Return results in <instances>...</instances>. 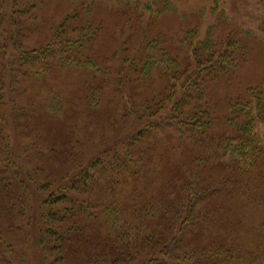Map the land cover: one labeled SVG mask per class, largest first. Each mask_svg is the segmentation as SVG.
<instances>
[{"label":"rangeland","instance_id":"rangeland-1","mask_svg":"<svg viewBox=\"0 0 264 264\" xmlns=\"http://www.w3.org/2000/svg\"><path fill=\"white\" fill-rule=\"evenodd\" d=\"M39 2L0 0L4 7L2 14L10 23L0 27V64L4 63L8 69L0 70L1 73L8 72L9 76V64L15 52L39 50L54 39L71 50L80 42V37L86 39L93 33L96 37L88 44L91 53L103 64L108 50L117 48L113 52L118 53L116 60L105 66H122L126 81L118 87L116 95L120 102L117 107L110 105L109 118L92 117L88 113L89 107L81 101H78V111L60 116L63 105L59 103L65 104L66 98L76 96L78 77L88 74L78 71L54 70L39 87H15L16 91L20 90V98L13 96L14 104L0 106V264H50L52 254L49 251L56 245V238L48 237L45 231L55 230L58 226L52 216L65 213L69 207L67 202L51 203L63 195L85 202L86 196L72 193L71 189L78 188V174L106 150L133 143L132 135L143 127L151 135L142 150L155 153L160 163L182 165L188 161L185 146L178 147L176 143L181 141L177 135L161 128V124H169L168 119L177 114L178 106L185 101L198 105L201 114L198 113L196 124L212 121L213 126L224 131L225 138L229 139L239 137L238 129L229 123L235 115L234 103L240 96L247 97L251 88H260L264 92V0ZM24 3L30 8L36 5L37 9L27 11ZM76 9L82 11L80 15L86 17L84 25L88 24L90 30L64 39V32H57V26ZM231 41L228 48L227 43ZM242 52L244 60L240 58ZM223 56H231V59L225 57L229 61L224 60ZM164 57H168L171 65L163 62ZM145 60L148 70H152V77L147 82L140 80ZM211 65L213 72L204 74ZM97 70L95 68L92 74ZM146 84L154 94L156 91L160 94L159 98H155L156 95L148 97ZM23 91L28 94L21 95ZM196 91L201 93L198 95ZM161 100L167 103L163 107ZM157 103L161 108L155 107ZM55 106L56 110H53ZM34 108L41 110V117L33 112ZM185 125L193 127L195 123L189 121ZM222 141L224 139L220 141L221 147L215 146L211 151L212 164L220 165L219 162L224 161L228 166L238 167L241 163L245 167L248 157L237 150L239 145L236 147L237 143L232 142L227 146ZM135 154H140V146ZM186 168L188 177L185 181L204 184L206 176L202 169ZM128 170L132 171L129 167ZM136 181L119 189L124 201H140V194L130 190L136 183L140 189V178ZM115 189L113 193L117 195L119 191ZM193 191L187 190L189 195L185 194L189 202L195 197ZM242 200L238 208L243 210L245 226L250 230L258 228L264 218L259 210V199L251 202L249 195L248 205ZM96 201L95 198L92 203ZM109 202L113 204V199ZM91 212L97 215L100 230L108 234L112 230L114 239L111 242L102 240L99 260L93 256L85 260L99 264L114 260L110 248L118 245L123 251L116 259L126 262L131 256L132 261L139 263L140 226H123L122 216L102 226L106 213L95 209ZM122 232L124 240H115ZM246 240L250 243L248 238Z\"/></svg>","mask_w":264,"mask_h":264},{"label":"trees","instance_id":"trees-1","mask_svg":"<svg viewBox=\"0 0 264 264\" xmlns=\"http://www.w3.org/2000/svg\"><path fill=\"white\" fill-rule=\"evenodd\" d=\"M33 1L40 4L39 0ZM24 5L27 11L37 9L36 5H32L31 8L29 4ZM165 5H169L168 1ZM3 11L4 7L0 4V27L10 25L9 20L3 16ZM158 11L160 12V9ZM81 12L76 9L73 15H67L57 26V32L60 30L64 32V39L71 34L80 32L79 34L83 35L90 30L88 24L84 25L86 17L80 15ZM22 34L24 37L25 31ZM19 36L20 34L17 37ZM95 37L96 34L93 33L88 34L86 39L84 36L80 37V42L76 44L77 49L76 46L71 50L65 49L60 40L54 39V42L39 50L15 52V57L9 64L11 68L9 76L8 72H0V106L4 108L8 103L14 104L13 96L20 98V90L16 91L15 87L20 85L39 87L44 78L54 70L70 73L78 71L88 74H81L78 77L75 98L69 97L65 99L67 100L65 104L59 103L63 105L60 116L66 117L67 113L78 111V101H81L89 107L88 113L93 115L92 117L109 118L110 105L117 107L120 102L116 94L120 84L126 81L123 77L125 71L122 66H105L107 62L112 63L116 60L118 53L113 52L118 49L115 47L108 50L104 63L100 64L91 53V47H88ZM232 43L233 41L227 43V47H231ZM126 52L123 51L124 54H127ZM234 52L238 53L236 50ZM225 57L231 59V56L222 58L229 61ZM240 58L244 60L243 52ZM163 60L169 64L168 57H164ZM146 63L145 60L140 72V80L145 82L152 77V70H148L146 66L150 60L148 59ZM95 68L98 70L92 74ZM212 68V65L208 67L204 74L213 72ZM0 70L8 69L2 63ZM146 87L148 97L156 95L155 98H159L160 94L157 91L154 94L149 84H146ZM201 89L203 92V87ZM25 92L23 91L21 95ZM201 92L196 91L198 95ZM122 98L126 99L125 94H122ZM159 103L155 105L156 108L167 104L163 100L160 107ZM63 107L65 110H62ZM178 108L180 110L177 114L168 119L169 124H161V128L177 135L181 142L176 144L178 147L185 146L188 161L182 165L175 166L170 163L166 165L164 161L160 163L155 153L142 150L143 144L151 135L143 127L132 135L133 143H125L103 152L87 169L78 174V188L71 189L72 193L77 192L78 195L86 196L85 202L68 199L67 195H63L51 203L56 205L67 202L69 207L65 213L52 216V221L58 226L55 230L47 229V226L43 229V231L47 229L45 235L48 233V237L56 238V245L49 251L52 254L50 264H99L91 262L92 260L86 261L85 258L93 256V259L99 260V255L103 251L102 240L111 242L114 238L111 235L112 230L109 234L100 230L97 215L91 212L92 209L106 213L101 222L102 226L110 224L114 218L120 219L121 216L123 226H140L139 263L132 261L131 256L126 262L116 259L123 251L116 245L117 248H110L115 259L100 264H264V218L258 228L250 230L244 224L243 210L238 208L242 199L248 205L247 199L250 195L251 202L259 199V210L264 214L263 90L249 89L248 96H240L232 106L235 115L229 123L238 129L239 137L226 139L224 131H218L221 129L215 128L212 121H205L204 125L196 124V117L201 108L190 101H185ZM53 110H56V106ZM40 111L38 108L33 109V112L41 117ZM189 121L195 125L193 127L185 125ZM222 139H224L222 144L227 146L232 142L237 143L236 147L239 145L237 150L243 152L244 157H248L245 167L241 163L238 167L228 166L224 161L219 162L220 165L212 164L211 151L215 146L221 147ZM186 143L187 145H184ZM139 146L140 154H135ZM137 160V164L132 166ZM128 167L132 171L129 172ZM186 167L202 169L206 176L204 184L185 181L188 177ZM139 178L140 189L136 183L130 190L134 189L135 193L140 194V201L136 199L124 201L120 195L123 192L119 189L130 181L137 182ZM115 188L119 191L117 195L113 193ZM187 190H194L195 197L191 202L188 200ZM95 198L97 201L92 203ZM112 199L113 204L109 202ZM172 199L175 200L170 201ZM123 237L122 232L116 235L115 240L120 241Z\"/></svg>","mask_w":264,"mask_h":264}]
</instances>
